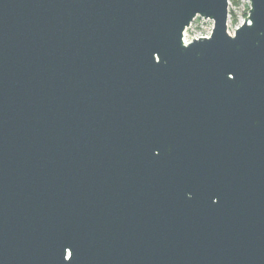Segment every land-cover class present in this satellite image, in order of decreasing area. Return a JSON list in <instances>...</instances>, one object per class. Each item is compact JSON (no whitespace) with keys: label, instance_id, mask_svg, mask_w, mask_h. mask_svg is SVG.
Listing matches in <instances>:
<instances>
[{"label":"water","instance_id":"95a60500","mask_svg":"<svg viewBox=\"0 0 264 264\" xmlns=\"http://www.w3.org/2000/svg\"><path fill=\"white\" fill-rule=\"evenodd\" d=\"M247 2L0 0V264H264Z\"/></svg>","mask_w":264,"mask_h":264},{"label":"rangeland","instance_id":"374dc122","mask_svg":"<svg viewBox=\"0 0 264 264\" xmlns=\"http://www.w3.org/2000/svg\"><path fill=\"white\" fill-rule=\"evenodd\" d=\"M230 5L228 6V21L227 32L229 35H233V32L238 28L243 20L247 16L248 3L247 0H228ZM233 2L235 4H233ZM212 27V22L209 20H203L195 18L191 25L184 31V40L190 41L193 38L208 35Z\"/></svg>","mask_w":264,"mask_h":264},{"label":"built area","instance_id":"2783aa9c","mask_svg":"<svg viewBox=\"0 0 264 264\" xmlns=\"http://www.w3.org/2000/svg\"><path fill=\"white\" fill-rule=\"evenodd\" d=\"M248 3V2H247ZM230 5V2L228 1V6ZM228 18H229V16H228ZM201 19V18H200ZM204 20V19H203ZM228 21V20H227ZM191 25V24H190ZM212 27H213V24H212ZM212 27H211V29H210V32H209V34L208 35H205V36H201V37H205V38H207V37H209V35H210V33H211V31H212ZM201 37H197V38H193V39H198V38H201ZM192 39V40H193ZM192 40H190V41H192ZM183 41H184V44L186 45V44H188L190 41H185L184 40V38H183Z\"/></svg>","mask_w":264,"mask_h":264},{"label":"trees","instance_id":"16d2710c","mask_svg":"<svg viewBox=\"0 0 264 264\" xmlns=\"http://www.w3.org/2000/svg\"><path fill=\"white\" fill-rule=\"evenodd\" d=\"M233 4H235V3L233 2Z\"/></svg>","mask_w":264,"mask_h":264}]
</instances>
